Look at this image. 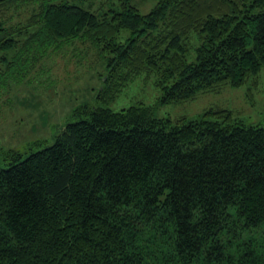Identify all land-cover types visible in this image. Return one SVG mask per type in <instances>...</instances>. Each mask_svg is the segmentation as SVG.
<instances>
[{
  "label": "trees",
  "instance_id": "1",
  "mask_svg": "<svg viewBox=\"0 0 264 264\" xmlns=\"http://www.w3.org/2000/svg\"><path fill=\"white\" fill-rule=\"evenodd\" d=\"M77 40L104 61L102 104L4 154L0 264H264V125L103 105L141 75L175 103L257 77L264 0H0V94Z\"/></svg>",
  "mask_w": 264,
  "mask_h": 264
},
{
  "label": "rangeland",
  "instance_id": "2",
  "mask_svg": "<svg viewBox=\"0 0 264 264\" xmlns=\"http://www.w3.org/2000/svg\"><path fill=\"white\" fill-rule=\"evenodd\" d=\"M136 1L144 13L154 2ZM103 62L97 49L77 40L41 59L22 81L11 82L0 94V162L9 150L25 156L52 144L62 125L75 120L77 107L102 104L97 95L106 77ZM162 97L156 77L141 75L103 105L119 111L142 103L151 106L155 116L173 119L224 108L247 125H264V68L242 85L200 92L185 102H165Z\"/></svg>",
  "mask_w": 264,
  "mask_h": 264
}]
</instances>
